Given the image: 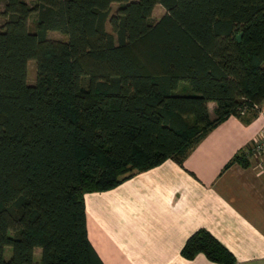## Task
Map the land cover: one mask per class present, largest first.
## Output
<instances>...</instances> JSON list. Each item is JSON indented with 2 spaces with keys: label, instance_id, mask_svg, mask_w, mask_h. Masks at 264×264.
<instances>
[{
  "label": "trees",
  "instance_id": "trees-1",
  "mask_svg": "<svg viewBox=\"0 0 264 264\" xmlns=\"http://www.w3.org/2000/svg\"><path fill=\"white\" fill-rule=\"evenodd\" d=\"M0 18V264H103L84 195L182 166L212 129L250 122L264 102V0H0ZM253 147L227 166L248 167ZM199 254L236 263L205 229L180 250Z\"/></svg>",
  "mask_w": 264,
  "mask_h": 264
},
{
  "label": "crops",
  "instance_id": "crops-1",
  "mask_svg": "<svg viewBox=\"0 0 264 264\" xmlns=\"http://www.w3.org/2000/svg\"><path fill=\"white\" fill-rule=\"evenodd\" d=\"M163 15V14H162ZM215 104H207L210 119ZM231 116L212 129L182 166L166 160L116 187L84 195L87 238L103 264H218L181 257L187 238L207 230L236 259L264 264V165L227 166L264 126ZM227 166V168H226Z\"/></svg>",
  "mask_w": 264,
  "mask_h": 264
},
{
  "label": "rangeland",
  "instance_id": "rangeland-1",
  "mask_svg": "<svg viewBox=\"0 0 264 264\" xmlns=\"http://www.w3.org/2000/svg\"><path fill=\"white\" fill-rule=\"evenodd\" d=\"M26 2L30 5H32L35 0H26ZM117 8V5L113 4L111 6V9H112V13L115 11V9ZM164 13V10L161 6H156L153 10V13H152V18L154 20H157L159 17L162 16V14ZM35 18L36 16L33 15L29 20H28V24L30 26L31 29H33L34 27V21H35ZM2 23V18H0V24ZM107 30H110L109 27H107ZM47 37L50 38V39H53V40H64L65 37L59 33H56V32H49L47 34ZM35 77H36V73H35V62L34 61H29L27 63V82L29 84H34L35 82ZM10 254H11V250L9 247H6L5 250H4V257L6 259H9L10 257ZM39 257H40V249H36L35 250V254H34V259L36 261L39 260Z\"/></svg>",
  "mask_w": 264,
  "mask_h": 264
},
{
  "label": "built area",
  "instance_id": "built-area-1",
  "mask_svg": "<svg viewBox=\"0 0 264 264\" xmlns=\"http://www.w3.org/2000/svg\"><path fill=\"white\" fill-rule=\"evenodd\" d=\"M255 108L259 109L257 106H255ZM251 155L257 161V165H264V126L260 130L259 138L254 142Z\"/></svg>",
  "mask_w": 264,
  "mask_h": 264
},
{
  "label": "water",
  "instance_id": "water-1",
  "mask_svg": "<svg viewBox=\"0 0 264 264\" xmlns=\"http://www.w3.org/2000/svg\"><path fill=\"white\" fill-rule=\"evenodd\" d=\"M236 40H237V42H240V40H241V34H239V35L236 36Z\"/></svg>",
  "mask_w": 264,
  "mask_h": 264
}]
</instances>
